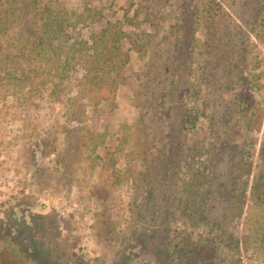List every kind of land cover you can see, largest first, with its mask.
I'll return each mask as SVG.
<instances>
[{"label": "rangeland", "instance_id": "1", "mask_svg": "<svg viewBox=\"0 0 264 264\" xmlns=\"http://www.w3.org/2000/svg\"><path fill=\"white\" fill-rule=\"evenodd\" d=\"M32 1L0 0V264H264V0Z\"/></svg>", "mask_w": 264, "mask_h": 264}, {"label": "trees", "instance_id": "2", "mask_svg": "<svg viewBox=\"0 0 264 264\" xmlns=\"http://www.w3.org/2000/svg\"><path fill=\"white\" fill-rule=\"evenodd\" d=\"M21 1V3H22V5L23 6H28V4L30 3H28V1L29 0H20ZM35 1V0H34ZM34 1H32V2H34ZM22 9V8H21ZM26 14H28V13H18V15L19 16H21V17H23L24 15H26ZM25 24V23H24ZM28 28V27H27ZM46 28H47V26L46 25H44V27L42 28V26L40 25L39 26V28H37V29H39V30H36V28H28V30L27 31H25V32H27V33H29V36L28 37H26V39H28V40H30L31 38L33 39V41H32V43H34V44H36V48H38V50H39V54H41L42 52H46V51H48V49H49V47L48 46H50L51 48H55L56 46L54 45V43H53V40H55L56 39V37H54V36H60V35H63V32H64V30L63 29H61L60 31H57L56 29L53 31L54 32V35L52 36L53 37V39H51V40H48L46 37H48V35L46 36L45 35V31H46ZM20 34H22V33H20ZM46 36V37H45ZM60 38V37H59ZM48 40V41H47ZM57 40H59V39H57ZM50 41V43H46V42H49ZM61 41H63V43H60L59 45H58V48H60V49H63L64 48V46H65V43L66 42H68V37H66L64 40H61ZM55 42V41H54ZM48 44V45H47ZM55 46V47H54ZM79 49V48H78ZM81 49V48H80Z\"/></svg>", "mask_w": 264, "mask_h": 264}, {"label": "built area", "instance_id": "3", "mask_svg": "<svg viewBox=\"0 0 264 264\" xmlns=\"http://www.w3.org/2000/svg\"><path fill=\"white\" fill-rule=\"evenodd\" d=\"M74 209H79V205L77 203H73ZM79 219V218H78ZM80 221L85 224L84 230V237H83V242L81 245V253L83 256L87 259L94 258V253H93V247L91 245V237H92V225L93 220L91 219V216L89 214H84ZM84 226V225H83Z\"/></svg>", "mask_w": 264, "mask_h": 264}]
</instances>
